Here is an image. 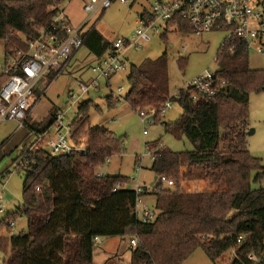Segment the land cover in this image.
Here are the masks:
<instances>
[{"label": "trees", "instance_id": "obj_1", "mask_svg": "<svg viewBox=\"0 0 264 264\" xmlns=\"http://www.w3.org/2000/svg\"><path fill=\"white\" fill-rule=\"evenodd\" d=\"M64 2L0 0L4 55L25 48L19 36L32 40L38 29L49 27ZM178 26L180 32L191 33L187 23ZM85 45L97 57L111 47L95 29ZM178 65L184 69L186 61L180 59ZM217 66L218 78L226 85L215 98L193 101L184 89L174 98L183 114L167 132L186 137L193 150L150 147L156 177L177 184L175 190L160 189L157 180L155 191L142 195L155 197L153 221L139 219L138 195L127 188L130 179L97 176L108 159L123 154V146L106 127L89 124L87 102L79 107L74 123L75 136L89 140L86 155L53 156L44 149L30 154L31 167L23 171V206L5 223L10 227L15 216H24L28 233L0 234V249L7 256L3 264H95L96 238L111 237L138 238L139 244L130 248L131 264H184L198 248L213 264L232 248L244 262L249 253L262 254L264 188L254 189L253 183L264 180V165L249 150L248 132L250 95L264 91V70L252 69L249 53L238 44L219 50ZM49 78L53 81L54 75ZM128 82L125 101L133 111L160 108L170 98L166 54L132 66ZM34 95L40 98L42 90L36 89ZM56 114L53 109L45 126L35 123L32 129H48ZM188 183H203L206 189L185 191ZM241 236L244 242L238 244Z\"/></svg>", "mask_w": 264, "mask_h": 264}, {"label": "rangeland", "instance_id": "obj_2", "mask_svg": "<svg viewBox=\"0 0 264 264\" xmlns=\"http://www.w3.org/2000/svg\"><path fill=\"white\" fill-rule=\"evenodd\" d=\"M85 1L71 0L61 4V9L75 26H79L87 15L83 11ZM154 0H127L126 4H115L99 19L95 16L85 27L99 32L105 40L112 43L117 39L133 42L140 28L139 16L151 11ZM99 20V21H98ZM98 21V23H97ZM97 23V24H96ZM19 36V35H18ZM226 33H210L203 36L182 33L176 28L166 32L160 28L159 33L150 42L129 48L124 55L128 67L110 79H101L98 89L92 88L88 94L82 95L80 84L89 85L95 78L92 68L98 64L99 58L90 46H83L77 53L66 73L55 80L44 77L35 89H41L40 98L33 96L31 104H35L32 118L37 125L45 126L52 110L65 114V124L75 123L78 109L89 102L88 122L91 126H104L122 143L123 154L119 153L98 169L97 173L110 176H121L130 179L127 188L136 190L137 185L153 190L156 187V174L152 171L153 159L150 147L164 146L174 152L193 150L190 141L182 136L177 137L167 132L183 114L179 103L174 100L180 89H183L196 77L206 71H216L217 56L226 38ZM26 40L23 36H19ZM166 54L168 60L171 109L160 117L155 124H143L139 114L131 109L125 101L130 90L128 77L132 66L139 67L145 60H156ZM184 59L186 66L180 69L178 61ZM4 60L3 45L0 46V71ZM250 66L255 70H264V57L250 53ZM3 79L0 78V87ZM51 83V84H50ZM122 87V91L119 88ZM120 96V97H118ZM119 103L116 105V101ZM250 130L254 134L250 138L251 153L261 158L264 165V91L252 93L249 99ZM162 119V120H161ZM17 123L0 124V234L4 237L28 233V223L24 216H15V226L5 224L19 208L23 206V186L26 173L17 171L22 152L27 149L24 141L26 130L15 133ZM249 130V131H250ZM51 135L55 136L52 129ZM147 132V134H144ZM28 140V139H27ZM256 173L253 174V177ZM186 185V186H185ZM184 185L185 191H200L194 183ZM177 184L171 188L175 190ZM168 188L165 184L160 189ZM254 189L264 188V180L253 183ZM154 196H147L142 202L153 206ZM140 209V208H139ZM131 238L111 237L99 238L95 242L94 262L96 264H131ZM7 256L0 249V264ZM184 264H213L202 248H198ZM219 264V263H218Z\"/></svg>", "mask_w": 264, "mask_h": 264}, {"label": "built area", "instance_id": "obj_3", "mask_svg": "<svg viewBox=\"0 0 264 264\" xmlns=\"http://www.w3.org/2000/svg\"><path fill=\"white\" fill-rule=\"evenodd\" d=\"M68 1V0H65ZM71 1V0H69ZM126 4L127 0H88L85 1L83 11L87 19L79 26H75L66 12L59 6V11L49 27L38 29L37 36L32 40H22L24 49H16L9 55H4L0 78L3 83L0 87V124L4 122L17 123V132L26 130L27 149L22 152L17 171L23 172L31 167L30 154L39 150H46L53 156H82L88 152L89 140L86 136H75V124H65V114L58 113L54 123L44 131L33 130L35 121L32 112L35 104H31L35 88L44 78L54 75V80L69 69L77 53L85 46L87 35L92 30L85 31L90 21L98 16L99 19L115 4ZM99 21V20H98ZM97 21V23H98ZM185 22L191 33L203 36L210 33L223 32L226 38L220 50L231 45H242L250 54L255 53L264 57V0H154L151 11H145L139 16L140 28L136 32L133 42L122 39L115 40L110 49L99 58L98 64L92 68L95 78L89 85L80 84L82 95L88 94L92 88L98 89L100 80L110 79L127 69L128 64L124 58L129 48L148 43L153 36L159 33L160 28L168 32L172 28L179 29V23ZM96 23V24H97ZM234 53V47L231 48ZM226 85L220 81L216 71H206L196 77L183 89L189 91L193 101L199 97L213 99L219 90ZM122 91V87L119 88ZM176 94L175 97H177ZM120 97V96H118ZM172 99L169 98L160 108L149 107L138 110L141 122L145 124L157 123L158 117L171 109ZM54 130L55 136L51 135ZM147 134V132H144ZM153 157V153L150 151ZM110 159L107 160V163ZM101 167V166H100ZM98 177L105 176L97 173ZM160 186H174L172 180L158 177ZM114 189L113 192H115ZM137 209L142 223L153 221L156 212L142 202V195L155 191L137 185ZM140 208V209H139ZM15 224L11 223L10 227ZM99 238H96L95 242ZM244 242V237L238 239V244ZM130 246L135 248L138 238L133 237ZM244 262L237 254L236 248L225 252L219 259V264H264V252L249 253Z\"/></svg>", "mask_w": 264, "mask_h": 264}, {"label": "crops", "instance_id": "obj_4", "mask_svg": "<svg viewBox=\"0 0 264 264\" xmlns=\"http://www.w3.org/2000/svg\"><path fill=\"white\" fill-rule=\"evenodd\" d=\"M115 100H117V99H115ZM119 103V100H117L116 101V105ZM35 121V120H34ZM11 122V121H10ZM35 123H37V120L35 121ZM20 132V131H19ZM18 132V133H19ZM15 133H17V129H16V131H15ZM27 134L28 133H25V137H24V141H26V139H27ZM253 135V134H252ZM252 135H250V136H248V147H249V150H250V152H251V149H253V147L251 146V142H250V138H251V136ZM252 154V153H251ZM253 155V154H252ZM194 188H199L200 189V191H203V190H205L206 189V187H205V185L203 184V183H199L197 186H195ZM93 260H94V257H93ZM96 264V263H95Z\"/></svg>", "mask_w": 264, "mask_h": 264}, {"label": "water", "instance_id": "obj_5", "mask_svg": "<svg viewBox=\"0 0 264 264\" xmlns=\"http://www.w3.org/2000/svg\"><path fill=\"white\" fill-rule=\"evenodd\" d=\"M252 134H254V130H250V131L248 132V136H250V135H252ZM155 179L157 180V177H155Z\"/></svg>", "mask_w": 264, "mask_h": 264}]
</instances>
